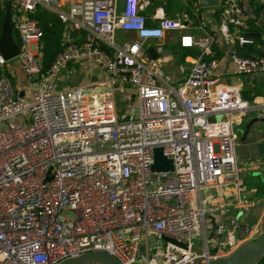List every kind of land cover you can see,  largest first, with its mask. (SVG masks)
Returning <instances> with one entry per match:
<instances>
[{
  "label": "built area",
  "instance_id": "1",
  "mask_svg": "<svg viewBox=\"0 0 264 264\" xmlns=\"http://www.w3.org/2000/svg\"><path fill=\"white\" fill-rule=\"evenodd\" d=\"M0 6L10 12L27 87L12 85L0 55V264H57L95 250L121 264L137 257L139 264H195L212 258L202 220L213 212L228 216L218 245L234 250L259 234L256 224L239 221L207 194L229 186L245 202L233 114L250 105L227 75L215 74L213 51L224 44L234 76L264 73V55L236 50L254 42L244 33V0H227L215 27L198 5L195 23L186 11L166 16L163 6L147 14L149 0H0ZM39 7L65 25L66 46L47 69L39 52L43 29L32 16ZM118 31L134 37L116 43ZM170 31L179 32L180 48L198 51L178 82L162 68L161 39ZM75 64L92 65L103 77L59 86ZM116 84L131 105L128 119L117 115ZM155 147L172 171H152ZM252 167L258 165L243 169ZM216 230L223 234V224Z\"/></svg>",
  "mask_w": 264,
  "mask_h": 264
},
{
  "label": "crops",
  "instance_id": "2",
  "mask_svg": "<svg viewBox=\"0 0 264 264\" xmlns=\"http://www.w3.org/2000/svg\"><path fill=\"white\" fill-rule=\"evenodd\" d=\"M150 6L147 8L149 13L154 11L155 7L163 6L164 13L168 17H176V15L185 11L186 2L181 0L182 7L177 12L176 10L170 12L166 10V0H149ZM258 3L260 12L258 13L253 8L249 7L248 0H244L248 8L254 10L260 18L264 21V3L261 0H255ZM213 8L206 9V16L211 20L212 25L215 27L216 20L212 17ZM152 22V21H151ZM257 25V24H255ZM258 26V25H257ZM249 29V27H247ZM246 29V30H247ZM261 29V28H260ZM262 30V29H261ZM125 40L134 37L132 32H123ZM260 42H253L254 49L258 52H264V31L260 33ZM179 32L170 31L165 34L161 39L164 46L165 53L167 55L166 61L163 63V70L170 74L176 82L181 81L188 73L190 67V59L198 54L196 48L182 49L178 45ZM149 49L153 50V41H149ZM250 45V44H249ZM243 46H236V50L239 54ZM215 57L219 60L218 68L215 71L216 75H227V81L236 84L242 92V96L247 100L250 105L246 111L233 114V120L235 123L240 124L241 132L243 133L245 124L253 117H264V73L252 74L248 76H234L233 66L229 62V57L224 50V44L218 43L213 47ZM154 52V51H153ZM149 54V52H148ZM240 55V54H239ZM150 56V55H149ZM180 68H184L183 73L180 72ZM95 67L87 64H75L69 65L59 76L57 84L66 82L68 79L73 80V84L82 83L89 80L94 72ZM97 69V68H96ZM4 72L7 73L12 85L17 89H22L20 84L16 83L17 79L21 80L24 76L18 61L14 58L6 61ZM15 76V77H14ZM233 76V77H232ZM59 82V83H58ZM242 133L240 135V144L236 142V157L238 166L240 167V181L243 188L242 197L245 202H237L236 190L229 186H223L219 188H213L207 191L208 195H211V201L213 204L225 205L231 212L238 218L239 221L246 222L250 225L257 226L259 234L264 229V122H255L249 129L247 135L242 139ZM257 164L258 167L246 168V164ZM204 197V194L200 195ZM197 204V198L194 199ZM223 224V234L219 235L216 230L218 224ZM203 229L207 239V247L209 254L212 258L222 257L229 254L233 248L218 245L217 242L226 238V230L228 228V216L224 215L221 218L216 214L208 213L203 216L202 220ZM258 234V235H259ZM258 235L256 237H258ZM255 237V238H256ZM252 238V239H255ZM249 239V240H252ZM247 241V240H246ZM196 242L203 244V235L199 237ZM211 245V246H210ZM257 264H264V256Z\"/></svg>",
  "mask_w": 264,
  "mask_h": 264
},
{
  "label": "water",
  "instance_id": "3",
  "mask_svg": "<svg viewBox=\"0 0 264 264\" xmlns=\"http://www.w3.org/2000/svg\"><path fill=\"white\" fill-rule=\"evenodd\" d=\"M220 0H197V5L203 9L215 8L219 5ZM10 12L6 9V14L3 17L0 27V55L4 60L9 61L16 58L18 54V45L16 44L13 32ZM247 18L257 24L264 31V21L251 8L247 9ZM66 46V45H63ZM150 57H154L155 53L152 49H148ZM22 95V92L20 93ZM262 121L264 117H253L246 124L242 133V139L247 135L250 127L255 123ZM151 169L154 172H168L173 170L172 161L165 157L160 147L153 149V161ZM165 241L174 243L183 247V243H179L173 239L164 237ZM264 256V229L258 237L252 240L240 243L229 254L210 258L206 261H201L195 264H257ZM57 264H121V262L110 253L103 250L89 251L75 257L67 258Z\"/></svg>",
  "mask_w": 264,
  "mask_h": 264
},
{
  "label": "trees",
  "instance_id": "4",
  "mask_svg": "<svg viewBox=\"0 0 264 264\" xmlns=\"http://www.w3.org/2000/svg\"><path fill=\"white\" fill-rule=\"evenodd\" d=\"M227 0H220V3L217 7L213 8L212 17L216 20L218 18V15L221 11V6L226 2ZM186 2V8L185 11L191 15L194 18L195 23H197V19L194 16L195 8L197 7V0H185ZM167 8L168 10L169 6V0H166ZM249 7L256 10L258 13L260 12L258 3H256L255 0H248ZM206 10V9H204ZM6 14V10L0 6V27L3 20L4 15ZM38 21L40 22L42 29H43V35L39 41V52L41 55V62H42V68L47 69L49 65L52 63L55 56L63 50V32L65 25L60 21V19L56 15L48 14L45 11H39V8L32 14ZM247 27L249 29H245L244 33L246 36H249L253 39L255 43L260 42V33H262V30L259 26L255 25L254 22L250 21L247 18ZM13 37L14 40H16V36L14 35V30L12 28ZM79 38L78 42H80L83 39V32H79ZM78 33H74V37L77 36ZM240 56H255L260 55L263 56L264 52H258L254 49L253 44L245 45L242 47L241 51L239 52ZM1 74V71H0ZM6 76L7 73L4 72Z\"/></svg>",
  "mask_w": 264,
  "mask_h": 264
},
{
  "label": "rangeland",
  "instance_id": "5",
  "mask_svg": "<svg viewBox=\"0 0 264 264\" xmlns=\"http://www.w3.org/2000/svg\"><path fill=\"white\" fill-rule=\"evenodd\" d=\"M168 6H169L168 10H170V12H173L175 10L178 12L180 10V8L182 7L181 0H169ZM39 11H45L48 14L53 15V13L45 10L42 7H39ZM148 12H149V10L148 11L146 10V13H148ZM123 34L124 33L122 31L117 32L116 39H115L116 43H121V42L125 41ZM14 35L16 36L15 31H14ZM151 46H153V44H151ZM93 70H94V72L92 73V76L89 79L95 80V79H100L103 77V73L99 69L95 68ZM15 82L20 84L21 88H23L24 90H27V87L25 85V76H22L21 80L17 79ZM69 84H73V80L68 79V81H66V82L59 83V86H66ZM114 96H115L116 112H117L119 119L123 120V119L130 118V116L132 114L131 105L129 104V102H127L126 100L123 99L122 92L118 89V84L115 85ZM240 128H241L240 124L233 122V131L237 135V139H236L237 145H238V143L240 144V142H239L240 141V135L242 133ZM240 173H239V176L241 175ZM67 215L72 216V214H70V213H67ZM196 244L199 245L198 242H196ZM149 246L152 247V252H153L155 250V240H152V239L149 240ZM152 252H151V254H153ZM137 261H138V257H137V260L132 264H139Z\"/></svg>",
  "mask_w": 264,
  "mask_h": 264
}]
</instances>
